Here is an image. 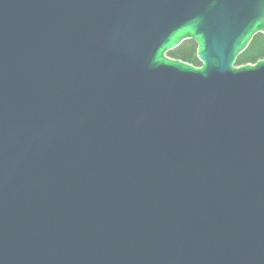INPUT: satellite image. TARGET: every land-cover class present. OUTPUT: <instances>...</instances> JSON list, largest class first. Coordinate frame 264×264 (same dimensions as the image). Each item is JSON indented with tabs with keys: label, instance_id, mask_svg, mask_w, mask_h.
Returning a JSON list of instances; mask_svg holds the SVG:
<instances>
[{
	"label": "water",
	"instance_id": "obj_1",
	"mask_svg": "<svg viewBox=\"0 0 264 264\" xmlns=\"http://www.w3.org/2000/svg\"><path fill=\"white\" fill-rule=\"evenodd\" d=\"M257 35L264 0H0V264H264Z\"/></svg>",
	"mask_w": 264,
	"mask_h": 264
},
{
	"label": "trees",
	"instance_id": "obj_2",
	"mask_svg": "<svg viewBox=\"0 0 264 264\" xmlns=\"http://www.w3.org/2000/svg\"><path fill=\"white\" fill-rule=\"evenodd\" d=\"M196 46L192 41L183 42L176 50L169 52L168 56L172 59L180 60L194 67L200 66L195 55ZM264 59V37L257 35L246 51L237 59V65L255 63Z\"/></svg>",
	"mask_w": 264,
	"mask_h": 264
},
{
	"label": "rangeland",
	"instance_id": "obj_3",
	"mask_svg": "<svg viewBox=\"0 0 264 264\" xmlns=\"http://www.w3.org/2000/svg\"><path fill=\"white\" fill-rule=\"evenodd\" d=\"M195 52H196V50H195ZM246 64H250V63H246ZM252 64V63H251ZM254 64V63H253Z\"/></svg>",
	"mask_w": 264,
	"mask_h": 264
}]
</instances>
